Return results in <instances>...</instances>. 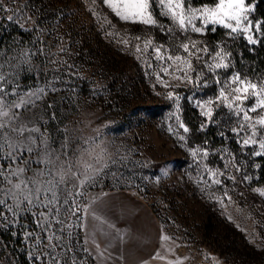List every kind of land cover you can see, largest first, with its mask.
I'll return each mask as SVG.
<instances>
[{"label": "rangeland", "instance_id": "374dc122", "mask_svg": "<svg viewBox=\"0 0 264 264\" xmlns=\"http://www.w3.org/2000/svg\"><path fill=\"white\" fill-rule=\"evenodd\" d=\"M249 3L254 6L250 17L258 21L255 2ZM0 4V76L6 81H0V98L8 105L0 113H9L0 115V122L39 130L31 133L36 140L33 152L22 149L15 161L0 158V199L12 202L7 190L18 182L9 169L43 168L36 162L48 150L81 171L91 165L90 181L81 185L83 176L74 181L82 210L109 192L130 193L151 205L174 264H264L262 156L253 154L254 149L260 151L259 143L243 146L242 137L250 131H233L244 122L242 114L218 99L232 74L264 83V73L240 70L228 42L209 44L208 30L181 32L170 17L160 15L157 5L152 8L157 24L145 25L122 20L104 0ZM147 41L152 44L146 48ZM189 41L208 52L191 58V80L182 82L176 78L182 72L162 70L172 62L157 60L153 49L163 46L165 55L186 57L180 45ZM221 49L229 54V68L210 70L207 64L216 62L212 58ZM29 97L32 102L26 106H12ZM252 103L249 99L243 107ZM208 110L210 118L204 114ZM249 115L253 121L259 118L257 113ZM256 138L264 139L261 131ZM26 174L33 173L26 168ZM217 179L221 183H214ZM115 202L126 210L122 218L135 223L134 241L148 240L147 249L135 258L140 264H159L154 250L157 223L149 219L145 205L128 195ZM84 213L79 220L66 218L71 236L65 234L66 247L54 253L60 264H96L82 239ZM6 216L7 223L0 220V264H38L32 259L35 242L25 238L27 232H38L35 217L28 211L15 222L11 213ZM128 231L119 230L113 240L116 248L100 247L104 264L130 262L134 242Z\"/></svg>", "mask_w": 264, "mask_h": 264}, {"label": "snow or ice", "instance_id": "6c2138e0", "mask_svg": "<svg viewBox=\"0 0 264 264\" xmlns=\"http://www.w3.org/2000/svg\"><path fill=\"white\" fill-rule=\"evenodd\" d=\"M104 2L112 7L116 15L124 21L156 25L157 20L153 18L152 8L153 5H157L161 10L160 15L170 17L181 32L191 31L196 34H204L210 26V30L213 32L216 31L217 27H221L227 30L230 37H241L251 45L264 41V20L253 21L251 19L250 13L253 12L254 6L249 3V0H215L214 6L199 8L193 7L190 0H117L116 3H113V0H104ZM0 8H2V4H0ZM8 19H12V17L9 16ZM151 44L152 41H147L146 48ZM180 48L187 53L186 57L165 55L163 46L155 47L153 51L157 60H162L165 63L172 62L168 64V67L162 69L165 73H168L169 69H173L182 72L181 76L176 77L178 80L183 82L187 78L190 81L189 71H194L191 58L200 59L201 53H207L208 48L197 47L195 41L181 43ZM137 51L140 49L137 48ZM228 56L229 54L223 49L217 51L215 57L212 58L216 62L207 64L208 68L210 70L229 68ZM0 81H4L3 76H0ZM3 91L0 88V93ZM171 96L172 94L169 93V97ZM218 99L227 102L229 108H233L235 105L236 114L238 116L242 114L244 122L233 131L238 133L250 131L246 138L242 137L243 146L259 143L260 151L254 149L253 154L264 156V139L257 140L256 138L258 130L264 135V114H261L260 111L264 110V83H254L249 81L247 77H242L240 73H234L230 80L226 81V88L221 89ZM249 99L253 103L244 108L243 105ZM31 102V97H29L27 101L21 99L19 104L12 106L19 108ZM7 106L0 98V108ZM250 112L257 113L259 118L253 121L249 115ZM204 114L209 118L212 116L211 110ZM0 115L9 117L8 112H2ZM15 115V113L12 114L13 117ZM257 126L260 128L258 129ZM179 127L184 132L188 131L183 123ZM37 131L39 130L29 129L22 124L12 123L9 127L0 122V158L15 161L23 154L22 149L29 153L33 152L36 140L31 133ZM26 132L29 133L27 137L24 135ZM180 139L183 140L184 137L181 136ZM5 148H7L6 152L3 151ZM204 155L207 153L205 152ZM36 163L38 165L43 163L44 167L33 170L30 165H26L27 170L33 173L31 176L26 174L25 167L17 166L14 169H9L11 175L15 176L18 182L12 184L7 190L12 202L0 199V220L7 223L6 213L12 214L13 222L22 211L31 213L35 217L36 228L38 229L36 233L30 231L25 234V238L34 240L36 245V252L32 255V259L38 264H48L49 260H51V264H60L58 256L54 253L56 249L66 247L64 244L65 234L68 237L71 236V232L67 231L65 227L66 218L75 216L79 220L81 218L80 213L86 211L82 210L75 200L79 193L74 191V187L78 186L74 184V181L80 176L84 177L83 180H80L81 185L90 181L92 177L88 175V168L91 165H86L85 170L81 171L71 161L65 162L60 156L48 150H45L43 159ZM237 170L239 171V169ZM212 175L215 176L217 173L213 172ZM214 183L219 184L221 181L217 179L214 180ZM70 184L73 187H69ZM260 194L264 195V192ZM225 195L227 194L225 193ZM67 227L71 228L72 225ZM65 264H67L66 261Z\"/></svg>", "mask_w": 264, "mask_h": 264}, {"label": "crops", "instance_id": "0c3cea01", "mask_svg": "<svg viewBox=\"0 0 264 264\" xmlns=\"http://www.w3.org/2000/svg\"><path fill=\"white\" fill-rule=\"evenodd\" d=\"M120 195H128L145 205L146 211L148 210L146 214L149 216V219L157 223L159 241L155 244L154 250L159 264H174L166 248L163 228L154 209L141 198L123 192H109L97 197L84 213L82 221L83 238L91 259L96 264H104L103 260L100 259V247H104L106 250L116 248L118 245L114 244L113 240L115 241L120 229L129 230V240L134 242L131 246L130 257L128 258L130 262L127 261V264H140L135 257L149 246L148 240L134 241L137 240V236L134 234L135 223L132 221L127 222L122 218L126 210L118 208L119 206L115 202Z\"/></svg>", "mask_w": 264, "mask_h": 264}, {"label": "trees", "instance_id": "16d2710c", "mask_svg": "<svg viewBox=\"0 0 264 264\" xmlns=\"http://www.w3.org/2000/svg\"><path fill=\"white\" fill-rule=\"evenodd\" d=\"M255 2V18L264 20V0H252ZM193 5H214L215 0H190ZM156 17L159 18V14L156 11ZM206 39L209 44H216L220 42L229 43V52L231 53L236 65L240 70H247L250 74H261L264 73V41L256 45H249L245 39L241 37H229L227 30L218 27L213 32L210 29L207 31ZM194 113H197L195 110ZM191 129L195 132L197 126H194L193 120H188ZM260 162V177L262 183H264V156L259 157ZM82 239L83 231H82ZM85 245V242H84ZM86 248V245H85ZM87 250V249H86ZM93 260V259H92Z\"/></svg>", "mask_w": 264, "mask_h": 264}]
</instances>
